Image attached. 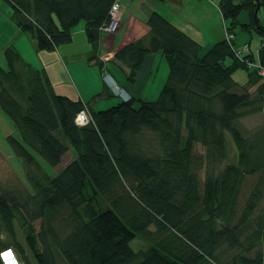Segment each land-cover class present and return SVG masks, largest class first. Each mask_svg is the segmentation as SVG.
I'll use <instances>...</instances> for the list:
<instances>
[{"label": "trees", "instance_id": "obj_1", "mask_svg": "<svg viewBox=\"0 0 264 264\" xmlns=\"http://www.w3.org/2000/svg\"><path fill=\"white\" fill-rule=\"evenodd\" d=\"M7 1L38 50L69 43L84 20L104 71L101 26L118 0ZM218 4L233 37L207 50L158 11L147 34L115 50L128 81L148 53L162 52L170 72L156 100L132 95L96 111L93 102L114 94L74 100L15 45L2 51L0 108L17 130L7 141L31 187L0 192V227L24 264H33L30 255L36 264H264V126L245 130L241 120L264 110L256 66L264 67V46L257 61L239 51L248 44L235 45L237 28L264 37V0ZM239 68L248 70L244 83L233 78ZM86 106L92 119L80 125ZM137 238L145 248L133 249Z\"/></svg>", "mask_w": 264, "mask_h": 264}, {"label": "crops", "instance_id": "obj_2", "mask_svg": "<svg viewBox=\"0 0 264 264\" xmlns=\"http://www.w3.org/2000/svg\"><path fill=\"white\" fill-rule=\"evenodd\" d=\"M218 2L219 0H122L123 14L120 18L119 31L111 35L106 41H109V45L114 52L127 43L135 41L136 38L147 34L150 30L147 19L152 13L158 11L177 27H180L188 35L195 38L207 50L215 42L222 41L227 36L226 27L228 24L221 13ZM248 20V13L242 12L241 21L248 22ZM260 22L264 25V21L261 18ZM237 30L242 34L244 32L246 34H240L241 37H239L237 33L235 45L240 47L243 44L250 45V51L256 56L258 61V52L264 46V37L258 34L254 28L251 31H245L241 28H237ZM72 32L73 37L69 43H62V45L51 51L38 50L31 35L26 34L15 23L11 3L7 0H0L1 58L2 51L8 44H13L28 63L38 69L46 70L52 85L59 94H66L74 100L81 99L83 101H89L104 91L109 94L110 90L104 83L100 64L95 62V60L93 62L96 50L88 40L85 23L73 29ZM254 33L260 38L257 40L258 42L253 44ZM250 38L252 39L250 40ZM238 40L239 43H237ZM160 54H162L161 51L148 53L144 58V63L138 70L136 78L133 81L127 80L125 82L124 86L132 93L134 98L150 101L145 96L149 83H158V86L156 85L154 88L157 91L163 83L165 84L167 71L163 72L164 74L159 76L157 80L159 75L157 64H159V61L161 64L163 63V57L160 58ZM109 61L113 62V57ZM114 63L123 72L122 75H124L123 77L121 75V77L126 79L128 67L120 62ZM106 68L112 73L110 64L107 63ZM243 78L245 82L248 79L247 74H243ZM107 97L109 96L102 98ZM107 101L101 100L96 104L102 105L103 102Z\"/></svg>", "mask_w": 264, "mask_h": 264}, {"label": "rangeland", "instance_id": "obj_3", "mask_svg": "<svg viewBox=\"0 0 264 264\" xmlns=\"http://www.w3.org/2000/svg\"><path fill=\"white\" fill-rule=\"evenodd\" d=\"M120 8H122V6ZM121 12L122 13L120 15V18L122 17V14H123V8L121 9ZM259 16L264 21V8L261 9V11L259 12ZM84 23H85V21L82 20L73 29L82 26V24H84ZM120 25H121V19L119 20V23L115 27L114 32L107 33V35H105V37L103 38L104 41H102V45L100 46V49H101L100 51L105 52L104 56H103L104 57L103 60L105 59L104 61H108V64H110V66L112 68V73L109 70L108 71L112 74L114 80L117 83H119L125 89V91H127V93L132 95V93H130V91L124 86L127 79L122 78L124 74L122 75L123 72L120 70V67L117 64H115L114 62L109 61V59L113 57L114 51L110 47L109 41H106V40L109 39L111 37V35H114L116 32L119 31ZM237 33L239 34V37H241V35L246 34L245 32L242 34L238 30H237ZM229 34L230 33L226 32V35H229ZM259 38H260V36H258L256 33H254V38L253 39L250 38V40L252 39L253 44H254V43L258 42L257 40H259ZM237 43H239V40L237 41ZM237 47H240V46H237ZM160 55H161L160 58L163 57L162 58L163 63L161 64V62L159 61V64H157L158 65L157 69L159 68V75H158L157 80L159 79V76H161L162 74L165 73V71H167L166 78L169 74L168 60L162 54H160ZM0 60L2 61L3 58L0 57ZM94 60L96 62V57H94L93 62H94ZM102 72H103V70H102ZM247 73H248V70L246 68H244V69L239 68L235 71L233 78L237 79L238 81H240L242 83V82H244L243 74H247ZM121 75H122V77H121ZM104 76L105 75L103 73V78H104ZM104 83L107 85V88L113 94L114 92L112 90V86H110L109 83H107V81L105 82V80H104ZM156 85L158 86V83H155V84L153 82L149 83V85L145 91V96L148 100H156L159 97L160 90L164 86V83L160 86L158 91L156 89H154ZM159 85H160V81H159ZM120 99L121 98L119 96H116L114 94L113 96H110L107 98L97 99L96 102H93V106H94V109L96 111L100 110V109L101 110L107 109L108 107H111L114 104H117L118 101H120ZM101 100H103V101L109 100V101L103 102L102 105L96 104L97 102H100ZM135 104L139 105V101H136ZM241 120H242V123H243L245 130H250V131L254 130L255 131L259 127L264 126V110L258 111L257 113L247 115V117H244ZM12 133H15V134L17 133V130L14 127V123L12 120L9 119L7 114L0 108V192H2V190L5 189V190H8L9 192H12V193H15V192L19 193V191H21V190H25L26 188L29 189L31 187V184L27 180V173L25 171L23 163L20 161V159H18V156L12 150V148L9 144V141H7V137L9 135H12ZM72 157H73L72 152L67 153L65 155V157L63 158L64 161L61 164V166L56 167L52 172L56 173L60 167L67 165V163L71 161ZM39 223L40 222L38 220L35 222L37 227H38ZM15 227H16L17 239L20 240L23 247L26 248L27 253H29V255H30L31 254L30 248H28L26 245V241H25V237H24V230H23V227L20 225L19 221H16ZM13 242H14V240L11 237L10 233L7 230H5L4 227H0V248L4 247L6 245L12 246ZM131 243H132L133 249H140V248H145V246L147 245L148 242L144 241L142 238H137V239H135V241H133ZM263 248H264V246H263ZM235 251L236 250H232L231 254L232 253L234 254ZM30 256L33 260L32 261L33 264H36L35 259L32 257V255H30Z\"/></svg>", "mask_w": 264, "mask_h": 264}, {"label": "built area", "instance_id": "obj_4", "mask_svg": "<svg viewBox=\"0 0 264 264\" xmlns=\"http://www.w3.org/2000/svg\"><path fill=\"white\" fill-rule=\"evenodd\" d=\"M121 2L122 0H118L116 1L113 6H112V15L110 18V21L103 23V25L101 26V30L103 32L109 33V32H114L115 27L117 26V24L119 23V18L121 15ZM228 39H231L233 37V35H228L227 36ZM249 45H244L242 49H240V52H244V51H248ZM104 53L105 52H101L100 51V58L103 59L104 57ZM105 60V59H104ZM259 69V72L261 75L264 76V67L260 66V65H256ZM104 73V80L105 82L107 81V83H109L110 86H112V90H113V94H115L116 96H119L120 98H122L123 100H128L129 98L132 97L131 94L127 93V91H125V89L119 84L117 83L112 74L105 69L103 71ZM92 119V116L90 115V111L89 108L86 106V108L80 110L77 115H76V122L80 125H84L87 122H89ZM0 259H2V263L3 264H24V262L22 261V259L19 258L16 250L14 248H12L11 246H8L6 248H3V250L0 251Z\"/></svg>", "mask_w": 264, "mask_h": 264}]
</instances>
